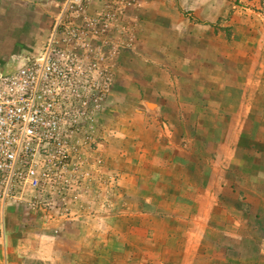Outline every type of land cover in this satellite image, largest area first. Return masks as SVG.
Here are the masks:
<instances>
[{
  "label": "crops",
  "instance_id": "obj_1",
  "mask_svg": "<svg viewBox=\"0 0 264 264\" xmlns=\"http://www.w3.org/2000/svg\"><path fill=\"white\" fill-rule=\"evenodd\" d=\"M92 1L90 13L104 2ZM146 1L135 31L141 52L116 60L111 136L100 151L103 172H119L124 218L83 219L77 206L61 235L35 221L20 237L26 220L0 205V264H212V228L227 220L235 235L225 232L234 240L220 247V264H264V245H255L264 243L256 234L264 233V157L249 149L258 144V102L244 107L235 68L248 62L244 45L227 41L236 29L223 25L227 1ZM58 3L0 0L1 74L14 71L16 54L44 45ZM148 158H162L160 166L149 170Z\"/></svg>",
  "mask_w": 264,
  "mask_h": 264
},
{
  "label": "built area",
  "instance_id": "obj_2",
  "mask_svg": "<svg viewBox=\"0 0 264 264\" xmlns=\"http://www.w3.org/2000/svg\"><path fill=\"white\" fill-rule=\"evenodd\" d=\"M91 3L59 2L43 47L16 54L14 71L0 73L1 206H71L66 196L71 183L81 179L79 158H85L83 150H95L102 133L100 118L114 86L115 48L119 42L128 47V28L122 27L117 44L112 31L115 16L125 10L90 16ZM52 193L62 198L49 199Z\"/></svg>",
  "mask_w": 264,
  "mask_h": 264
},
{
  "label": "rangeland",
  "instance_id": "obj_3",
  "mask_svg": "<svg viewBox=\"0 0 264 264\" xmlns=\"http://www.w3.org/2000/svg\"><path fill=\"white\" fill-rule=\"evenodd\" d=\"M62 2V0H58ZM227 1V14L224 16V21L226 24V29L231 30L230 24L235 25L236 29L233 31H228V35L226 36L227 41L236 42L235 44H240L241 46L244 45V52L243 58L247 60V64L244 67L235 68V70L240 72L241 78L239 81L243 84V90L246 91L245 96L242 100L244 101V107L250 108L251 102H258L256 104L258 109L257 118L258 120H252L253 123L258 122L259 125L256 127L257 130L253 131L256 132L258 135V144L253 146L250 150V153L253 155L258 156L259 158L264 157V0H226ZM93 2V1H92ZM48 3V2H47ZM56 3V2H55ZM146 0H104L103 4L94 11L91 12L92 3L88 7V11L90 16H95L100 14L104 11H110L119 14L122 10H125V13L121 16H115L113 23H112V31L115 43L119 42V38L122 37L121 29L124 26L128 28V47L126 46V42L117 44V48H115V56H114V65H113V73H114V84H115V76L120 69L116 63L117 58L122 52L130 51L131 54L136 55L141 52L140 45L138 44V24L141 21L139 13L142 11L144 6L146 5ZM57 12L52 16V19L49 21L52 27L54 22L55 16ZM234 20V21H233ZM127 25V26H126ZM137 33H136V32ZM116 37V38H115ZM46 43V41H45ZM43 47V45H41ZM36 49L35 52L39 51L42 47ZM252 47V49H251ZM251 49V51H250ZM229 52H232L236 49H232V47L228 46ZM251 56L258 60V66L250 65L252 61H250ZM254 62V61H253ZM231 71L233 68L228 67ZM253 88H258V101L255 99H251L254 93H251ZM114 91V86H113ZM113 91L112 94L105 106V112L101 115L99 127L102 131L100 134V139L98 141V145L92 153L88 149L83 150V153L86 155L85 158H79L82 162L84 161V166H80V174L81 179L79 180L78 185H74V182L71 183L69 186L72 192L66 196L68 199L69 204L71 205L69 210H45L41 206L39 209H30L25 207L24 205H12L8 204L11 207L15 208L18 213H20L23 220H26L23 224L22 232L18 234L20 237L28 235L32 228L29 226L32 222H39L40 225L42 224V229L47 230L49 229V234L51 232L52 237L59 236L64 233V228L61 227L64 224L61 223L63 220L62 218L67 217V219H74L78 217L76 212L74 211L75 207H81L82 210V218L86 219L89 217L98 218V221L107 220L108 222L112 221L114 218L115 220L124 218L123 216V208L124 199L120 197V192L122 189L121 183L122 181L119 178V172L116 174H105L103 171H106L105 166V157L101 155L103 148H106L108 138L111 136L108 130V123L111 122L114 113H115V105L113 101ZM255 107V106H254ZM251 122L250 117L246 121ZM256 140V138H254ZM107 143V144H106ZM106 144V145H105ZM147 164L150 165V168L155 166H160L162 158H148ZM151 159H153L151 161ZM97 161V165L93 164ZM87 162V163H86ZM100 163V164H99ZM88 164V165H87ZM87 167L85 168V166ZM94 167V168H93ZM98 167V168H97ZM98 169V170H97ZM97 170V171H96ZM100 170V171H99ZM148 174V173H147ZM79 177V175H78ZM113 180V181H112ZM119 180L121 182H119ZM113 182V183H112ZM142 186H146V184H141ZM108 189L113 191V195H109ZM119 192V194H118ZM116 194V195H115ZM59 193H52V196H49V199L59 200L57 198H62ZM112 200V205L107 206L106 203L108 200ZM118 200V201H117ZM32 216V217H31ZM65 216V217H64ZM32 220V221H29ZM61 220V221H60ZM43 222L45 223V227H43ZM229 221L227 220V224L221 227H213L212 228V241H211V255H214V259L212 260V264H220V260L218 259L219 256L222 258L223 249L220 250V247L223 248V243L230 241L232 242L234 238L229 237L227 234L235 235V229L232 226L228 225ZM74 228L73 226L68 227V229ZM104 229V228H102ZM251 229L248 227L246 230L248 231ZM60 230V231H59ZM256 230V228H255ZM261 230V229H260ZM245 231L246 235L251 237H256L258 234L264 236V233L261 231L260 233H256L255 231H249V234ZM58 233H60L58 235ZM257 243L255 244L257 247L260 245V248H263L264 243ZM229 246H227L228 248ZM231 249V248H228ZM260 250H258L259 252ZM214 252V253H212ZM264 253V251H263ZM205 254H209L205 251ZM221 254V255H220ZM229 255H232L230 253ZM233 260V258H230ZM199 264H204L200 263Z\"/></svg>",
  "mask_w": 264,
  "mask_h": 264
}]
</instances>
